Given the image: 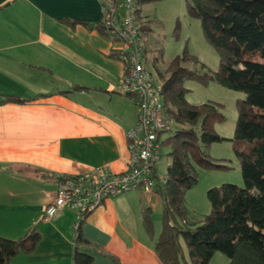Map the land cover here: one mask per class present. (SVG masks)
<instances>
[{
	"label": "crops",
	"instance_id": "0c3cea01",
	"mask_svg": "<svg viewBox=\"0 0 264 264\" xmlns=\"http://www.w3.org/2000/svg\"><path fill=\"white\" fill-rule=\"evenodd\" d=\"M104 10L102 0H0V236L17 239L32 228L40 236L32 251L18 252L8 264H74L76 211L44 216L55 176L101 165L122 172L130 165L136 107L121 89L119 43L94 27ZM73 85L87 88L67 92ZM8 96L27 100L1 102ZM155 196L160 199L157 189L148 196L124 192L87 215L82 234L94 247L91 264H163L155 252L161 232L150 202ZM146 207L151 233L143 222ZM211 263L230 264L219 252Z\"/></svg>",
	"mask_w": 264,
	"mask_h": 264
},
{
	"label": "trees",
	"instance_id": "16d2710c",
	"mask_svg": "<svg viewBox=\"0 0 264 264\" xmlns=\"http://www.w3.org/2000/svg\"><path fill=\"white\" fill-rule=\"evenodd\" d=\"M159 0H133L135 19L140 36L150 30V19L143 15L142 7ZM189 15L200 20L202 33L219 57L218 69L204 72L188 68L183 62L196 58L184 52L159 68L161 52L154 54L152 72L162 85L163 103L167 115L173 120L161 140L168 147L170 164L165 180L157 184L162 202L161 232L155 243V252L163 264H182V244L188 252V264H212L211 258L219 252L230 264H264V0H187ZM87 24L85 21L72 20ZM102 35L114 39L99 21L94 25ZM144 52L149 48L143 40ZM118 57L117 54L114 55ZM186 80L203 85L215 81L229 89L240 91L236 99L237 118L230 139L238 158L243 185L224 183L211 187L206 196L210 212L200 222L186 217L185 193L197 180L193 165L200 168L227 167L213 162L207 149L214 142L225 140L214 128L226 119L215 101L198 105L185 99ZM87 87L73 85L70 90ZM21 101L16 96L1 100ZM132 135H129L131 145ZM42 177L48 176L42 173ZM88 214L78 218L74 227L73 263L91 264L93 245L82 234V224ZM143 222L152 231L151 208L143 210ZM36 228L17 239L0 236V264H8L18 252H30L39 240ZM103 255L114 258L108 252Z\"/></svg>",
	"mask_w": 264,
	"mask_h": 264
},
{
	"label": "built area",
	"instance_id": "2783aa9c",
	"mask_svg": "<svg viewBox=\"0 0 264 264\" xmlns=\"http://www.w3.org/2000/svg\"><path fill=\"white\" fill-rule=\"evenodd\" d=\"M102 2L105 5L102 21L114 41L119 43L117 58L125 69L121 89L133 97L136 107L138 132L131 140L130 165L122 172L101 165L84 174L56 175V193L45 207L46 218L65 207L74 209L81 218L106 199L124 192L139 191L148 196L165 180V175H158L156 165L162 156L161 140L165 131L172 127L173 120L165 110L162 85L147 68L133 0Z\"/></svg>",
	"mask_w": 264,
	"mask_h": 264
},
{
	"label": "rangeland",
	"instance_id": "374dc122",
	"mask_svg": "<svg viewBox=\"0 0 264 264\" xmlns=\"http://www.w3.org/2000/svg\"><path fill=\"white\" fill-rule=\"evenodd\" d=\"M187 0H159L142 7L143 15L150 19L151 30L143 36L146 47L150 51L146 55L147 68L154 71L151 58L161 52V58L157 63L159 68H164L170 60L184 52L198 61L195 63L183 62L188 68H197L204 72H214L218 69L219 57L203 36L200 20L188 14L186 10ZM123 13V10L121 11ZM184 86L188 89L185 99L188 103L198 105L207 101H215L222 104L221 110L226 119L214 125L215 130L225 140L214 142L207 149L213 162L227 167L200 168L193 162L197 172L196 184L185 193L186 217L189 221L200 222L204 215L210 212V203L206 192L209 188L220 186L224 183L243 185L238 158L232 148L230 140L234 134V126L237 118L235 102L243 96L240 91L229 89L221 84L211 81L203 85L194 80H186ZM166 134V133H165ZM169 148L162 147V156L157 164L158 175H164L166 167L171 162L167 154ZM147 200V199H145ZM156 206L155 218H161V202L158 196L152 201ZM157 223V224H158ZM183 257L188 262L186 245L181 241ZM220 255V254H219ZM181 261H183L181 259Z\"/></svg>",
	"mask_w": 264,
	"mask_h": 264
},
{
	"label": "water",
	"instance_id": "95a60500",
	"mask_svg": "<svg viewBox=\"0 0 264 264\" xmlns=\"http://www.w3.org/2000/svg\"><path fill=\"white\" fill-rule=\"evenodd\" d=\"M88 26H89V28H91L93 25H92V24H90V23H88Z\"/></svg>",
	"mask_w": 264,
	"mask_h": 264
}]
</instances>
